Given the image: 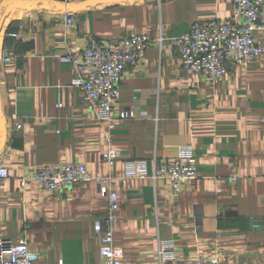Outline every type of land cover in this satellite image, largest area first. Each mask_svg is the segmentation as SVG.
I'll return each mask as SVG.
<instances>
[{"label":"crops","instance_id":"crops-1","mask_svg":"<svg viewBox=\"0 0 264 264\" xmlns=\"http://www.w3.org/2000/svg\"><path fill=\"white\" fill-rule=\"evenodd\" d=\"M231 8V0H0V166L9 174L0 179L2 235L24 237L37 264H99L93 221L107 210L104 192L92 182L58 192L32 181L20 187L37 167L79 161L110 177L124 264H159L166 239L182 258L264 264V52L210 85L182 75L171 43L194 21L227 19ZM127 33L152 41L120 79L115 110L135 116L110 129L85 110L70 85L73 67L59 57L91 37L115 49ZM254 37L264 42V29ZM110 147L118 156L107 165ZM189 156L200 173L192 189L173 194L152 179L164 161Z\"/></svg>","mask_w":264,"mask_h":264},{"label":"built area","instance_id":"built-area-1","mask_svg":"<svg viewBox=\"0 0 264 264\" xmlns=\"http://www.w3.org/2000/svg\"><path fill=\"white\" fill-rule=\"evenodd\" d=\"M231 4L227 19L194 21L187 31L171 39L184 77L199 74L206 83L216 85L224 79L229 65L247 67L251 59L264 52V42L254 37L256 31L264 29V0H231ZM65 22L71 25L72 17H66ZM151 41L148 35L127 33L111 49L91 37L82 50L73 51L68 47L67 53L59 57L73 67L70 85L78 89L85 110L106 122L110 129L135 116L132 108L115 110L120 79L126 68L141 65ZM117 156V150L110 147L103 153L102 161L112 165ZM8 175L7 168L0 166V179ZM151 177L164 181L170 192L177 194L183 189H192L200 173L195 157L189 156L164 161ZM109 179L89 171L82 162H59L32 170L21 178L20 187L32 181L45 191L58 192L75 183H94L105 193L108 203L106 212L93 221V232L101 243L99 264H124V251L113 241L118 203L116 192L108 187ZM38 258L39 254L29 248L24 237L11 239L0 231V264H37ZM156 259L159 264H218L215 257H179L170 239L158 242Z\"/></svg>","mask_w":264,"mask_h":264},{"label":"water","instance_id":"water-1","mask_svg":"<svg viewBox=\"0 0 264 264\" xmlns=\"http://www.w3.org/2000/svg\"><path fill=\"white\" fill-rule=\"evenodd\" d=\"M2 43H3V39H2V36H0V57H1V52H2Z\"/></svg>","mask_w":264,"mask_h":264}]
</instances>
